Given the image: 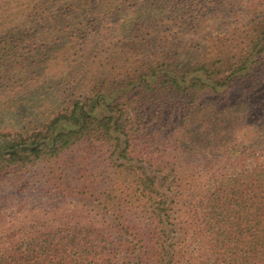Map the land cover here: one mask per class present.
<instances>
[{
	"label": "trees",
	"instance_id": "trees-1",
	"mask_svg": "<svg viewBox=\"0 0 264 264\" xmlns=\"http://www.w3.org/2000/svg\"><path fill=\"white\" fill-rule=\"evenodd\" d=\"M262 75L264 0H0V264H264Z\"/></svg>",
	"mask_w": 264,
	"mask_h": 264
},
{
	"label": "rangeland",
	"instance_id": "rangeland-1",
	"mask_svg": "<svg viewBox=\"0 0 264 264\" xmlns=\"http://www.w3.org/2000/svg\"><path fill=\"white\" fill-rule=\"evenodd\" d=\"M262 16V14L261 13H258V14H255V17L257 18V19H259L260 17ZM222 32L223 33H227L226 32V30H222ZM214 34V33H213ZM263 76V75H262ZM262 80V83L264 84V76H263V78H261ZM239 90L240 89V87L239 88H236L235 90ZM264 93V91H261V94H263ZM31 205H32V203H28V205H27V207L26 208H28V207H31ZM13 210V207L12 206H8V208H6L5 210H3V211H0V214H1V212L3 213V215H5V214H9V216L11 215V211ZM4 220H9V217H7L6 219H4ZM0 221H2V219H0Z\"/></svg>",
	"mask_w": 264,
	"mask_h": 264
}]
</instances>
